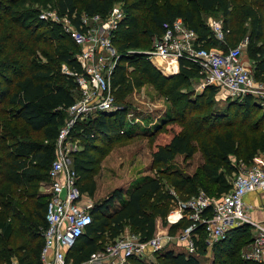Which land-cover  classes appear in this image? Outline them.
<instances>
[{"label": "trees", "instance_id": "16d2710c", "mask_svg": "<svg viewBox=\"0 0 264 264\" xmlns=\"http://www.w3.org/2000/svg\"><path fill=\"white\" fill-rule=\"evenodd\" d=\"M76 1L0 0V108L9 105L0 113L7 123L19 121L24 127V131L14 132L5 122L0 123V264H10L12 256H16L17 264H42L40 228L44 226L46 201L32 189L45 177L48 179L58 130L64 123L65 110L75 101L78 86L72 77L61 73V64L76 73L80 72V66L74 58L76 45L72 39L58 24L38 16L41 9H51L79 28L81 16L76 12ZM116 1L123 3L125 12L112 37V44L120 54L110 80L116 102L121 103L129 91L146 83L168 96L173 107L172 117L157 126L152 135L163 132L168 140L151 151L153 165L165 168L174 156L182 155L188 160L200 150L203 162L191 175L177 171L160 174L165 175L181 199L195 196L199 191L209 197L220 196L231 187L226 175L235 171L229 157L249 162L256 153L264 151L263 108L246 96L240 101L232 100L220 116H208L205 111L216 92L214 87L208 86L204 95L198 97L199 104L193 107L178 90L181 80L198 76L195 65L179 59L177 76L164 77L145 56L129 57L128 53L143 44L146 35H151V26L157 28V35H160L163 25L176 18H181L196 33L202 47L221 44V49L226 50L236 40L243 21H248L250 43L261 45L252 52L263 58L259 66L262 71L264 0H85L84 12L87 16L104 17ZM35 5L37 8L32 7ZM213 10L225 17L223 41L216 40L199 17L200 13ZM144 17L148 28L139 29ZM9 42H13L10 52ZM163 65L167 72L176 68L172 59H167ZM130 67L133 69L129 70ZM122 113H99L97 118L75 126V135L82 142V148L74 155L72 166L78 175L80 192L91 196L95 190L90 175L97 165L92 152L97 139L95 134L103 138L121 136L125 116L121 117ZM230 113L233 116L229 118ZM213 119L223 126L220 128L217 124L214 129L209 123ZM31 134H38L41 139L31 140ZM121 196L122 191L115 189L107 200L91 208V223L67 250L66 260L71 259L72 263L88 260L99 249L98 243L105 233L113 239L125 224L135 229L141 242L152 238L155 217L165 218L171 198L163 189L161 179L157 176L137 185L127 200L107 216V205ZM190 223L181 219L169 226L168 233L173 235ZM249 229L247 225L232 228L226 239L214 243L210 264H258L239 256L242 245L251 240L248 239ZM194 232L200 236L202 228L197 227ZM35 241L38 242L34 244ZM204 254V247L199 245L195 255L166 251L158 259L162 264H200ZM130 262L143 264L135 258Z\"/></svg>", "mask_w": 264, "mask_h": 264}, {"label": "built area", "instance_id": "2783aa9c", "mask_svg": "<svg viewBox=\"0 0 264 264\" xmlns=\"http://www.w3.org/2000/svg\"><path fill=\"white\" fill-rule=\"evenodd\" d=\"M38 17L60 23V18L51 9H45ZM86 17L94 21L93 26L86 25L81 19L80 27L75 28L64 17L67 21L63 24L64 31L81 48L76 56L80 72L71 71L61 64V73L74 79L81 97L65 110L68 119L59 128L55 139L54 157L48 171L50 182L44 226L40 228L42 264H130V259L139 257L145 248L151 253L157 252L164 237L157 234L144 242L140 241L139 236L131 239L120 237L103 252L93 253L86 261L72 263L66 260L67 250L91 223V205L85 200L86 193L80 192L77 186L78 175L68 157L70 153L81 150L74 128L77 123L88 121L94 113L109 114L120 109L110 83L115 59L119 58L111 43L113 33L125 15L114 8L104 17ZM206 25L217 40L223 41L224 30L220 21L212 20L210 25ZM242 44L226 50L204 48L197 41L196 33L181 18H176L163 25V32L155 36L146 54L161 59L173 58L176 62L174 72L178 70L179 59L188 60L197 67V77L203 79L204 85L225 90L231 100L240 101L249 96L264 109V81L255 80L245 66ZM103 51L107 52L108 57L101 54ZM251 160L248 164L236 165L235 171L227 178L231 185L227 192L218 197L199 192L178 202L177 207L166 216L168 224L182 218L191 222L181 230L177 240V243L187 242L185 248L188 254L197 250L199 236L194 232L197 227L202 228L209 242L216 243L226 239L232 228L247 225L254 233L241 254L244 252L246 260L264 262V224L249 217L244 202L246 194L264 191V151L258 152ZM164 240L172 241V235H166Z\"/></svg>", "mask_w": 264, "mask_h": 264}, {"label": "rangeland", "instance_id": "374dc122", "mask_svg": "<svg viewBox=\"0 0 264 264\" xmlns=\"http://www.w3.org/2000/svg\"><path fill=\"white\" fill-rule=\"evenodd\" d=\"M84 3L85 0L76 1V12L81 16V19L85 21L86 25L93 26L94 21L90 18H87L86 17L87 15L84 12ZM32 7L37 8L36 5ZM114 8H118L125 15L122 2L120 1L114 2L110 10L108 11V14ZM42 11L45 10L41 9L39 11V14ZM199 17L206 24L209 25H210V21L212 20L220 21L222 23V21H224L225 18L217 10H213L209 13H203V14L200 13ZM58 22L60 23H56V24H58L61 27L62 31H64L63 24L65 22L67 23L66 19L60 18V21ZM99 24H101V22H99ZM146 26L147 24L144 17L142 18L139 29L148 28ZM150 28H151L150 30H152L151 35H146L144 39L145 42L141 44L138 48L131 49L128 53V56L139 57V58H141V56H145L148 59V61L151 63V65L154 67V69L160 75L164 77H172L174 75L177 76L178 70L175 72L174 71L167 72L164 70L165 68L163 67L165 66L164 65L162 66V63H166L167 59L160 61L155 57H151L146 54V52L150 50L155 36H159L157 35V28H154L153 26H151ZM242 29L244 31H242ZM238 32L239 34H237L236 40L228 48L239 46L242 42L243 60H244V64L247 65L245 66L250 70L255 80H257L258 82L264 81V70L260 71L259 68L261 64L260 62L263 58L257 56L252 52V49L260 48L261 45L260 43H256L255 45H252L250 43V39L248 36L249 34L248 21L246 22L243 21L242 27L239 29ZM64 33L70 37V35L67 34L65 31ZM12 44L13 42L8 43L9 45V48H7L8 52H10L12 48L11 47ZM112 46L115 49L116 54H118L120 58V54L119 52H117L114 44H112ZM75 47L76 50L74 51L73 54L75 60L77 61L76 56L81 52V48L78 47L77 45ZM209 48L221 49V44H218L216 47H209ZM262 49L264 50V45ZM101 54H103L104 57H108L106 51L101 52ZM119 58L117 60L115 59V63L119 61ZM41 61L45 62L44 59H41ZM132 69L133 67H130L129 70ZM202 80L195 76V77L184 78L183 80L180 81L178 90L187 98V101H189L192 107L195 104L197 105L199 104L198 97L204 95L205 90L208 88V86L204 85ZM77 90L75 91V101H74L75 103L81 97L79 88H77ZM230 103H232V100L227 96L226 91L222 89H217L215 94L213 95V98L210 101V104L207 105V109L205 111L206 115L213 117L220 116L221 114H223V112L227 111V107H229ZM119 105H120V109L113 113L123 111L121 117L125 114V116H123L124 124L122 126V130L120 131L121 136L111 137V135H108V137L103 138V137H98L95 134V138L97 139L96 141H94V145H93L94 151L92 152L96 157L97 165L94 167L92 174H90L91 178L94 180L95 183V190L93 195L91 196L86 194L85 200L87 203L91 205V208H93L95 204H100L103 203V201L107 200L112 194L113 190L120 189L122 191L121 199L118 200L116 198H113L112 202L108 204L106 207L105 214L109 216L112 213H114L124 203L125 200H127L128 195L132 189H134L137 185L141 184L143 181L158 176V178L161 179L163 189L167 191L168 194L171 196L169 201L168 211L166 214L167 216L171 211H173L177 207L178 202L185 201L186 198L188 197L184 196L185 199H181L179 194L174 190V188L169 185L165 175L160 173L177 171L185 176L191 175L196 170V168L203 162L201 152L200 150H197L188 160H186L182 155H176L172 158V160L168 162V165L165 168L154 166L151 161V151L154 150L155 146H157L158 144H162L166 142L168 140V135H165L166 133L163 132L155 135L154 137L152 135L154 134L153 132L157 126H159L162 122L172 117L171 110L173 107H172V103L169 100V97L161 94L159 90L155 88L153 85L146 83L140 87H135L131 91H129L125 99L121 103H119ZM259 107L261 109L263 108L261 106ZM8 108L9 105L4 104L1 105L0 110L2 111ZM232 109L233 108H231V110ZM65 113L66 115L64 122L68 119L67 112L65 111ZM113 113H109V115ZM98 114H99L98 112L94 113L93 116L88 120H93L94 118H97ZM232 116L233 113H230L228 117L230 118ZM217 121L218 120L213 119L209 122L213 124L212 127L214 129L215 126L219 124V121L218 123ZM2 122H5L6 126L14 132L24 131V127L22 123H20L19 121L13 123H7L5 121V117H3V115H1L0 113V123ZM219 126L221 128L223 126V123L219 124L218 127ZM166 128L169 129L171 128V126H167ZM29 138L31 140H36V141H39L41 139V137L38 134H31L29 135ZM79 142H80L79 145H81L82 142L80 141V139ZM54 150H55V143H54ZM75 154L76 152L70 153L68 155L69 159L71 160V163L73 162V157ZM229 160L231 164L234 165L235 167L236 165H241V163L248 164L252 161L250 160L249 162H245L242 159L236 158L235 156H230ZM231 174L226 175V178H229ZM49 182L50 180L47 179V177H45L42 181H40L36 185L35 189H32V191L35 192L38 197H41L45 201L47 200V196H48ZM166 216L165 218H161L158 216L155 217L154 235L159 234L160 236H164L162 239L161 248L155 253H151L149 250H147L148 248H145V250H143L142 254L139 257H135V259L140 260L143 264H162L158 259V256H160L163 252L166 251L184 252L185 254H188L185 248L187 242L177 243L178 238L181 236V230L176 231L172 235V241L166 242L164 240L166 235L168 236L169 234L168 228L171 225L167 223ZM253 233L254 231L250 228L248 239L252 237ZM134 236H139V235L135 233V229L133 227H131L128 224H125L119 235L113 239L109 238L108 233H105L98 243L99 249L94 253L103 252L105 248H108L111 244H113L114 240L117 238L125 237L131 239L134 238ZM209 241L210 240L207 239V236L205 234H200V236L198 237L197 248L199 247V245H202L205 249V254L204 257L200 260V264H210V262L212 261L213 256H212L211 248L214 242H209ZM37 242L38 241H35L34 244H36ZM40 243L41 242L39 241V244ZM244 246H246V244L242 245L239 256L241 259L246 260L244 252L241 254V250L243 249ZM196 253L197 250L195 253H193V255H195ZM68 261H71V259H68ZM250 262H256V261L250 260ZM256 263L259 264L264 262L261 261ZM10 264H17L16 256H12ZM130 264L132 263L130 262Z\"/></svg>", "mask_w": 264, "mask_h": 264}, {"label": "crops", "instance_id": "0c3cea01", "mask_svg": "<svg viewBox=\"0 0 264 264\" xmlns=\"http://www.w3.org/2000/svg\"><path fill=\"white\" fill-rule=\"evenodd\" d=\"M244 202L248 208L249 217L254 221L264 224V191H255L246 194ZM201 233L204 234V232Z\"/></svg>", "mask_w": 264, "mask_h": 264}, {"label": "bare ground", "instance_id": "6f19581e", "mask_svg": "<svg viewBox=\"0 0 264 264\" xmlns=\"http://www.w3.org/2000/svg\"><path fill=\"white\" fill-rule=\"evenodd\" d=\"M156 59H158V60H160V61H162V60H166V59H161V58H156ZM168 59H172L173 61H174V59L173 58H168ZM175 62V61H174ZM176 63V62H175Z\"/></svg>", "mask_w": 264, "mask_h": 264}]
</instances>
